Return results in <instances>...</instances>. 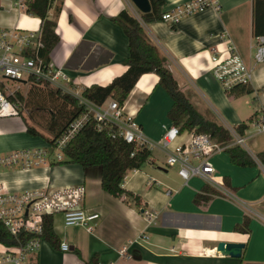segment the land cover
I'll return each mask as SVG.
<instances>
[{
	"label": "crops",
	"instance_id": "1",
	"mask_svg": "<svg viewBox=\"0 0 264 264\" xmlns=\"http://www.w3.org/2000/svg\"><path fill=\"white\" fill-rule=\"evenodd\" d=\"M23 1L0 0V30L40 36L41 21L19 7ZM164 1L163 11H167L190 0ZM215 1L218 10L208 8L170 27L161 21L145 23L131 0H63L56 30L60 42L51 52L49 66L67 75L68 81L62 83L77 97L86 88L105 87L122 76L127 71L124 63L129 57V41L112 19L126 10L140 22L147 39L167 60L180 89L197 110L217 124L214 116L224 122L227 117L234 125L227 128L231 135L245 123L238 114L241 107L236 104L244 97L227 96V90L213 74L212 58L217 54L225 56L232 46L242 58L248 53L250 62L254 52L253 0ZM35 48L36 45L32 49ZM263 79L264 67L257 81ZM158 82L155 74L143 75L122 107L144 135L157 144L165 129L173 125L167 117L173 101ZM16 83L29 87L27 80ZM109 101L113 100L106 102ZM252 128L253 124L245 134ZM253 135L248 140L260 147L261 143L254 141L260 135ZM41 145L38 137L27 133L20 116L0 118V155L42 150ZM150 151L149 160L141 169L128 172L123 183V189L139 198V203L104 192L100 167L58 165L54 163L55 152L46 164L29 170L19 166L1 169L0 186L12 193L84 185L85 207L101 215L93 232L65 227L61 216L54 218V231L61 244L69 245L70 252L53 249L44 241L24 264H264V165L257 159L264 147L257 155H250L257 162L255 167H237L226 152L217 154L213 164L218 181L223 184V179H228L231 188L223 184L221 191L210 186L219 195L201 205L194 199L208 184L200 178L186 183L177 167L167 165L164 151L159 147ZM245 219L250 221V234L235 232V226ZM219 243L243 245L241 257L217 252ZM127 245L130 250L122 258L119 251ZM4 249L0 244V252Z\"/></svg>",
	"mask_w": 264,
	"mask_h": 264
},
{
	"label": "trees",
	"instance_id": "2",
	"mask_svg": "<svg viewBox=\"0 0 264 264\" xmlns=\"http://www.w3.org/2000/svg\"><path fill=\"white\" fill-rule=\"evenodd\" d=\"M63 0H24L26 13L41 21L40 42L42 47L37 51L38 58L45 66L50 65V55L59 44L60 37L56 33L57 20L61 13ZM151 12L143 14L145 23L161 20L164 0H149ZM54 14L51 15V11ZM112 22L118 24L129 41V57L125 61L127 71L115 78L105 87L93 85L83 90L81 97L97 105H103L112 99L123 107L129 94L139 79L145 74H155L159 77L158 85L164 89L173 101L167 117L181 133L205 134L211 136L218 144L227 147L226 153L233 165L247 168L257 166V162L240 146L233 145L230 132L223 126L208 120L183 92L177 80L168 68L167 60L161 56L146 37L142 25L130 13L123 10ZM264 35V0H253V36ZM26 55L36 57L34 52ZM26 95L16 92L9 99L18 105L19 116L23 120L26 131L33 137L45 139L50 148L55 150L57 142L68 133L72 125L86 115V107L73 94L53 89L49 84L29 78ZM252 86L237 85L227 91L229 98H242L253 94ZM264 114V111H263ZM257 117L255 113L248 123H242L235 130L241 136L249 130V126ZM47 135L50 138H47ZM64 159L54 162L58 165H78L83 169L100 167L102 169V190L113 197L140 199L123 189V183L128 172L139 170L149 160L151 151L138 149L127 144L116 127L110 124H98L94 119H88L77 134L67 143L62 151ZM134 154V156H132ZM264 165V152L257 155ZM226 188H231L228 179H223ZM219 192L205 185L201 193L194 199L195 204H207ZM250 221L245 219L236 225L234 231L250 234ZM31 234H22L19 239L13 236L0 222V244L4 247L19 246L20 242L29 241ZM53 249H60L61 242L54 231V220L47 217L44 221V232L41 237ZM94 262V261H93ZM92 262V263H93ZM90 263V264H92ZM95 264V263H94Z\"/></svg>",
	"mask_w": 264,
	"mask_h": 264
},
{
	"label": "built area",
	"instance_id": "3",
	"mask_svg": "<svg viewBox=\"0 0 264 264\" xmlns=\"http://www.w3.org/2000/svg\"><path fill=\"white\" fill-rule=\"evenodd\" d=\"M19 7L25 8L24 1L19 4ZM211 7L219 9L215 0H190L163 11L160 21L174 27L183 19ZM39 38L34 33L0 30V118L19 117L18 105L9 99L17 91L10 92L6 82H23L28 81L29 78H35L49 84L53 89L69 93L62 83L68 81L67 75L61 70L56 71L50 66H45L38 58L37 51L42 47ZM35 45L36 48L32 49ZM253 49L249 64L232 46H229L225 56L217 54L212 58L213 74L225 90L228 91L237 85H254L257 68L264 65V35L254 38ZM29 51H35L36 57L26 55ZM78 98L86 107L87 113L77 120L68 133L57 142L55 150L60 153L55 155L56 161L63 159V149L84 123L88 119H94L98 124H110L116 127L119 136L127 144L138 149L153 150L159 147L167 156V165L177 167L179 176L186 183L193 178H200L216 190L223 191V184L218 181L213 159L217 154L225 152L227 147L218 144L211 136L193 132L181 133L172 125L165 129L160 143L157 144L144 135L136 120L126 115L116 101L97 105L81 96ZM263 111L264 108L261 111L262 116H257L252 123L257 129L253 136L264 133ZM231 136L233 140L231 146L246 147L248 137L239 135L236 130L231 131ZM182 138L184 139L181 140ZM179 140L181 142L177 144ZM50 159V153L44 150L15 151L0 155V170L19 166L25 171L40 164H46ZM168 195H171V192H168ZM85 198L84 185L58 189L50 186L21 193H12L0 186V222L17 239L22 234L33 236L29 241L20 242L19 246L5 247L4 251L0 252V264H24L30 255L37 253L44 242L41 237L47 217L54 219L56 216H61L65 227H81L93 232L101 215L85 207ZM60 250L65 253L70 252V247L67 244H61ZM129 250L130 245H127L119 251V255L124 258Z\"/></svg>",
	"mask_w": 264,
	"mask_h": 264
},
{
	"label": "rangeland",
	"instance_id": "4",
	"mask_svg": "<svg viewBox=\"0 0 264 264\" xmlns=\"http://www.w3.org/2000/svg\"><path fill=\"white\" fill-rule=\"evenodd\" d=\"M243 59H244V61L247 64L250 63L249 62V54L248 53H245L243 55ZM263 67L264 66H261V67L259 66V68H258V72L259 73H260V71L262 70ZM258 72L256 73V79H255L254 85H252V87L256 88V90L258 91L257 94L254 92L253 94L240 99L236 103L237 105H239L241 107V109L238 110L239 117L241 118L242 122L245 121V123L249 122L250 117H252L255 114V112L257 113L258 117L262 116L261 111L264 108V107L262 108V105H264V96H263L264 95V79L261 80V81L260 80L257 81V75L259 74ZM0 78H1V76H0ZM6 84L9 87V91L10 92H16L17 91V92H19L22 95H26V93L28 91V88L26 89L24 87H20L18 83L13 82V81L6 82ZM214 120L216 122H218L220 125H222L223 127H225L226 129L229 126H231V127L234 126L233 123H231V121H229L227 117H225L226 122L221 121L218 118V116H214ZM256 131H257L256 127L252 128V131L249 134H246L245 137H249V136H251V134H255ZM46 136H47V138H50L49 135L46 134ZM39 139H40L41 144H42L40 148L42 150H44V151H48L50 153L51 158L54 156V152H55V154L60 153L57 150H52L50 148L48 142L45 139H43V138H39ZM254 141L261 143L260 147H254V144H253L252 140H247L246 141V146L249 148V151H247V150H245V151L251 156L252 155H257V153L260 150L261 146L264 147V133L261 134L259 137H257V139L254 140ZM244 149H245V147H244ZM28 150L33 151V150H36V149H28ZM5 153H2V154H5ZM56 217H58V216H56Z\"/></svg>",
	"mask_w": 264,
	"mask_h": 264
},
{
	"label": "water",
	"instance_id": "5",
	"mask_svg": "<svg viewBox=\"0 0 264 264\" xmlns=\"http://www.w3.org/2000/svg\"><path fill=\"white\" fill-rule=\"evenodd\" d=\"M135 7L142 13L148 14L151 12V5L149 0H131ZM243 245L219 243L217 246V252H221L224 255H229L234 258H240Z\"/></svg>",
	"mask_w": 264,
	"mask_h": 264
}]
</instances>
